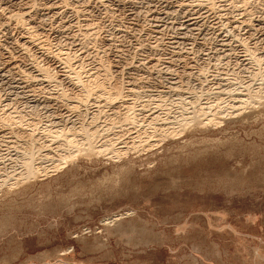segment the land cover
I'll list each match as a JSON object with an SVG mask.
<instances>
[{"label":"rangeland","instance_id":"1","mask_svg":"<svg viewBox=\"0 0 264 264\" xmlns=\"http://www.w3.org/2000/svg\"><path fill=\"white\" fill-rule=\"evenodd\" d=\"M202 2L208 1L65 0L71 8L64 15L51 21L34 16L38 36L47 34L52 52L71 51L78 61L66 69L71 74L62 65L56 68L57 81L33 79L20 89L14 74L3 76L0 117L7 104L27 114L23 136L0 125V264H264V6L243 15L230 0H217L210 12ZM34 3L40 9L60 0ZM187 8L196 28L186 31ZM249 21L254 22L248 26ZM87 36L92 40L83 45ZM32 49V58L50 65ZM104 61L112 72L118 67L109 79L100 73ZM72 69L82 72L84 82L97 78L107 90L121 80L134 81L140 94L123 100L135 106L138 125L120 119L111 124L114 115L104 97L90 96L86 108L79 104L84 101ZM247 88L259 92V99L234 113L237 95ZM62 92L69 97L46 102ZM72 104L78 111L67 113ZM209 104L212 109L198 118L206 122L219 104L223 110L215 126L181 125ZM151 112L169 132L171 127L180 132L161 131L163 140L144 145L141 139L152 132ZM93 115L92 128L100 136L92 150L79 135L80 149L64 152L58 148L62 138L41 139L37 148L28 139L32 121L65 128V119L87 123ZM30 148L49 157L38 161L42 166L36 162L43 173L24 178L19 156ZM69 153L74 158L57 164ZM114 218L120 222L112 223Z\"/></svg>","mask_w":264,"mask_h":264},{"label":"bare ground","instance_id":"2","mask_svg":"<svg viewBox=\"0 0 264 264\" xmlns=\"http://www.w3.org/2000/svg\"><path fill=\"white\" fill-rule=\"evenodd\" d=\"M34 1L35 0H0V85H2V83L4 82L3 81V76L5 75V74H8V73H11V74H14V77H13V80H15V83H16V85H17V87L20 89V88H22V85H30L29 84V82H31L32 83V80L34 79V80H40V81H42L43 80V82L45 81V82H54V81H57V79H58V74L56 75L55 73H53V71L56 69V68H58V67H60L61 65L63 66V70H64V72H68L69 73V70H66V69H71L73 66H74V61L76 60V62L78 61L77 60V58H75V56H73V55H76V54H73V55H69V52H71V51H69L68 53L65 51V53H63V51L62 52H59V51H57V52H55V53H53L52 52V50H51V48H50V42H48L49 41V39H48V41L46 40L47 38H46V36H47V34H46V36L44 37L45 38V40H44V38L42 39V38H39V36H38V34H37V32H36V23H35V21H33V20H35L36 19V16L37 17H39V18H42V17H44V16H48V18L49 17H52V18H55V16L57 17V15H59V14H65L66 13V6L68 5L69 7L71 6V5H69V4H65V5H63L64 3H65V0H60V4H49V3H46V5H44V3L42 4V5H44L43 7H41L40 9L37 7V3L35 4L34 3ZM49 1V0H48ZM62 1V2H61ZM190 1V0H189ZM194 1V0H193ZM206 1H208L206 4L205 3H203L202 2V4L204 5V6H202V7H204V9L203 10H205V11H207V12H210V11H212V10H215V4L217 3V0H206ZM225 1V0H224ZM252 0H230V2H233L234 3V5L235 4H238V5H240V6H238V7H242V12H243V15H244V13L246 14V15H248V14H250L249 12H251V11H254V10H261V9H263L262 7L264 6V0H253V2H251ZM40 2V1H39ZM57 2V1H56ZM68 2V1H67ZM96 2V1H95ZM220 2V1H219ZM51 3V2H50ZM198 3V2H197ZM34 4L36 5V6H34ZM193 4V3H192ZM191 4V5H192ZM196 3H194V5H195ZM39 5V4H38ZM191 5H190V7H191ZM73 6V5H72ZM196 6H199V5H196ZM201 6H199V7H201ZM236 7H237V5H235ZM36 7L38 8V9H36ZM182 7V6H181ZM180 7V8H181ZM247 7H248V9L249 10H247ZM71 8V7H70ZM74 8V7H73ZM186 8V7H185ZM193 8V7H192ZM196 8V7H195ZM243 8H246V9H243ZM77 9V8H76ZM199 9V8H198ZM197 9V10H198ZM201 9V8H200ZM74 11H76L75 10V8L73 9ZM202 10V9H201ZM72 11V10H71ZM183 11H185L186 13H188L189 12V18H188V20H186V22L184 23V29H186V31L188 30V29H191V28H196V23H194V19H193V16H192V13H194V12H192L191 13V10L189 9V8H187V10H183ZM182 11V12H183ZM195 11V10H194ZM76 12H78V11H76ZM199 12V11H198ZM34 13V14H33ZM75 13V12H74ZM79 13V12H78ZM70 14V13H69ZM77 14V13H76ZM251 14H252V12H251ZM250 14V15H251ZM67 15V14H66ZM65 15V16H66ZM83 15V14H82ZM85 15H87V14H85ZM186 15V14H185ZM34 16H35V19H34ZM75 16H78V14L77 15H75ZM69 17V16H68ZM85 17H87V16H85ZM187 17V16H186ZM197 17V16H196ZM47 18V17H46ZM76 18V17H75ZM82 18H84V17H82ZM157 18V17H156ZM43 19V18H42ZM45 19V18H44ZM43 19V21H45ZM50 19V18H49ZM48 19V20H49ZM62 19V18H61ZM77 19H78V17H77ZM186 19V18H185ZM40 20V19H39ZM81 21H82V19H80ZM87 20V19H86ZM194 20V21H193ZM37 21H38V19H37ZM50 21H51V19H50ZM76 21H79V20H76ZM75 21V22H76ZM91 21V20H90ZM64 22V21H63ZM93 22V21H92ZM197 22V21H196ZM252 22H254V21H252ZM251 21H249L248 23H247V25L248 26H250V25H252L251 23H252ZM58 23H59V21H58ZM62 23V22H61ZM45 24V23H44ZM79 24V23H78ZM87 24V23H86ZM40 25V24H39ZM59 25V24H58ZM74 25H76V24H74ZM73 25V26H74ZM80 25H84V24H82V22H81V24ZM79 25V26H80ZM95 25V24H94ZM41 26V25H40ZM39 26V27H40ZM56 26V25H55ZM61 26V25H60ZM70 26H72L71 24H70ZM72 26V27H73ZM78 26V27H79ZM85 26V25H84ZM91 26H93V25H91ZM42 27H43V25H42ZM62 27V26H61ZM65 27H68V25L66 26H64V28ZM76 27V26H75ZM80 27H82V26H80ZM87 27V26H86ZM85 27V28H86ZM95 27V26H94ZM71 27H69L68 29H70ZM77 28V27H76ZM87 28H89V27H87ZM87 28L85 29V31L87 30ZM92 28V27H91ZM53 29V28H52ZM52 29H51V31H52ZM57 29H59V27L57 28ZM80 29V28H79ZM102 29V28H101ZM41 30V29H40ZM64 30V29H63ZM67 30V29H66ZM65 30V31H66ZM49 31V30H48ZM90 31V30H89ZM92 31V30H91ZM93 31H94V29H93ZM97 31V30H96ZM157 31V30H156ZM180 31V30H179ZM45 32V31H44ZM183 32V31H182ZM185 32V31H184ZM90 33V32H89ZM88 33V34H89ZM92 33V32H91ZM95 33V32H94ZM42 34V33H41ZM73 34V33H72ZM79 34H82V30H81V33H80V30H79ZM44 35V34H43ZM42 35V36H43ZM87 35V34H86ZM48 36H49V34H48ZM74 36V35H73ZM84 36V35H83ZM89 36H90V34H89ZM89 36H87V37H84V44L83 45H86L85 43H88L90 40H92L91 38H90V40H88V42H87V39H85V38H88ZM96 36V35H95ZM66 37V36H65ZM2 38H4V40H1ZM79 38V37H78ZM94 38V37H93ZM95 38H97V36L95 37ZM73 39H75V38H73ZM77 39V38H76ZM81 42H83V41H81ZM91 42V41H90ZM94 42V41H93ZM92 42V43H93ZM96 42V41H95ZM99 42V41H98ZM107 42V41H106ZM52 43V42H51ZM75 43H77V41L75 42ZM95 44V43H94ZM93 44V45H94ZM107 44V43H106ZM57 45V44H56ZM80 45H81V43H80ZM90 45V44H89ZM92 45V46H93ZM88 46V45H87ZM87 46H86V48H87ZM95 46V45H94ZM6 47V48H5ZM52 47V46H51ZM61 47V46H60ZM81 47V46H80ZM83 47H85V46H83ZM30 48L32 49V48H35V49H37V50H40L41 52H40V54L42 55V56H44L45 58H47V59H49L48 61H49V63L48 64H50V65H41V63H40V61L38 62V59H36V58H32L31 56L32 55H30V53H29V50H30ZM50 48V49H49ZM63 48V47H62ZM95 48V47H94ZM55 49V48H54ZM79 49V48H78ZM77 49V50H78ZM33 50V49H32ZM56 50V49H55ZM54 50V51H55ZM57 50H58V47H57ZM76 50V51H77ZM83 50H84V48H83ZM83 50L81 49V51L83 52ZM96 50V49H95ZM31 51V50H30ZM34 51V50H33ZM75 51V52H76ZM80 51V50H79ZM85 52H86V50H84ZM32 52V51H31ZM33 53V52H32ZM36 53V52H35ZM38 53V52H37ZM77 53V52H76ZM85 54V53H84ZM107 54V53H106ZM181 54V53H180ZM37 55V54H36ZM35 55V56H36ZM41 56V57H42ZM80 56V55H79ZM81 57V56H80ZM85 57V56H84ZM254 57H255V55H254ZM38 58H39V56H38ZM44 58V59H45ZM79 58V57H78ZM95 58V57H94ZM107 60L109 59V58H106ZM255 59H257V58H255ZM39 60H41V59H39ZM82 60H84V58L82 59ZM81 60V61H82ZM261 60V58H259V59H257L256 61L257 62H261L260 61ZM100 61V60H99ZM102 61V60H101ZM255 61V62H256ZM20 62L22 63V66L20 65ZM47 62V61H46ZM80 62V61H79ZM78 62V63H79ZM105 62V61H104ZM43 63V62H42ZM100 64H101V62H99ZM107 63H109L110 64V62H107ZM119 63V62H118ZM80 64H82V63H80ZM99 64V65H100ZM111 64H113V63H111ZM120 64V63H119ZM257 64V63H256ZM259 65V64H258ZM83 66V65H82ZM81 66V67H82ZM103 66V68H102V72H100V73H103L104 74V77L106 78V79H109V78H111V75L112 74H116V72L118 71V67L116 68V71L115 72H112V70H111V68H112V65H111V67H110V65H107L106 64V62H105V64L104 65H102ZM260 68V67H259ZM97 69H99V68H97ZM122 69V68H121ZM124 69V68H123ZM122 69V70H123ZM125 70V69H124ZM156 70V69H155ZM57 71V70H56ZM72 71H73V73L75 72V75L74 76H76L77 78H76V80L78 79V81H79V84H80V87L79 88H81V90H80V92H78V93H80V96H81V98L82 99H80V101H84V102H80L79 104H82V105H85V108H86V104H84L85 103V101H87L88 100V98L91 96L92 97V95H96L97 97H100V98H102V97H104L103 98V100H104V104H105V107H107L108 109H109V111L111 112V113H113V115H114V118L112 119V120H110V122H112L111 124H114V123H116L115 121H117V120H119L120 119V121L122 120V121H125V122H130L129 124H136L137 123V125H138V114H137V110L135 109V106H133V104H132V102L130 103V102H128V101H126V100H123V99H125L127 96H131V95H133V96H138L137 94H140L139 93V91H137L136 90V83L133 81L132 82V80H131V82H129L128 83V85L126 86V85H124V83L122 84V80H121V83L120 82H117V84H116V86L114 87V88H111L110 90H107V88H105V83H103V82H99L98 81V79L96 80L95 78H93V79H91V77H94L95 75H91L90 77H88V78H90L91 80H88L87 79V81L86 82H84V81H82L79 77H81L80 76V73H82L81 71H78L77 69L75 70V69H72ZM128 71V74L130 73V70L128 69L127 70ZM126 71V72H127ZM55 72V71H54ZM63 72V71H62ZM121 72V71H120ZM150 72H152V71H150ZM67 73V74H68ZM123 73V72H122ZM10 74V75H11ZM56 76H55V75ZM69 74H71V73H69ZM68 74V75H69ZM60 75V74H59ZM67 75V76H68ZM187 75H189V74H187ZM60 76H64V75H60ZM73 76V77H74ZM100 76V75H99ZM95 77H97V76H95ZM65 79H66V77H64ZM68 78V77H67ZM69 78H70V75H69ZM77 81V82H78ZM118 81V80H117ZM254 81V80H253ZM41 83V82H40ZM178 85V84H177ZM24 87H26V86H24ZM171 91H172V89H170ZM216 90V89H215ZM221 90V89H220ZM163 91V90H162ZM164 92V91H163ZM176 92V91H175ZM223 92V91H222ZM246 92L247 93H243V95H237L238 97H236V98H238V100L236 101V102H234L235 104H234V106H238L236 109L233 107V109H235V111H234V113L235 112H238L239 110H240V107L242 106L243 107V105L244 104H251V102L252 101H256V99L258 98L259 99V92H257V91H253L252 89H250V88H247L246 89ZM161 93V92H160ZM167 93V92H166ZM235 93V92H234ZM242 93V92H241ZM218 94V93H217ZM240 94V93H239ZM195 95V94H194ZM216 96V95H215ZM44 97H46V96H44ZM67 97H69V95H67V94H65L64 92H62V93H60V94H57V96L56 97H49V98H45V99H47L46 100V102L47 103H52V102H54V101H56V102H58L59 101V99H61V101H63V98L65 99V98H67ZM76 97V96H75ZM217 97V96H216ZM261 98V97H260ZM180 99V98H179ZM263 99V98H262ZM119 100V101H118ZM196 100V99H195ZM261 100V99H260ZM76 101V100H75ZM79 101V100H78ZM0 102H1V98H0ZM182 102V101H181ZM193 102V101H192ZM215 102V101H214ZM2 103V102H1ZM61 103V102H60ZM87 103V102H86ZM180 103V102H179ZM195 103V102H194ZM3 104V103H2ZM39 104V103H38ZM42 104H44V103H42ZM64 104H66V103H64ZM78 104V103H77ZM77 104L76 105H74V104H72V106L70 105V107H68V109H67V113H71L72 111L74 112V111H78V107H79V105L77 106ZM172 104V103H171ZM176 104V103H175ZM192 104V103H191ZM253 104H254V102H253ZM40 105H41V103H40ZM190 105V104H189ZM219 105V104H218ZM216 106V111H215V113L214 114H212L211 116L212 117H209V118H206L207 120H206V122H204L203 120V122L205 123V125H213L214 124V126H215V123H218L219 121H218V119H220L217 115H222L221 113H222V110H223V108L221 107V105H219V106ZM9 105L7 104V105H5L4 107H3V114L1 115V117H0V125L2 126V127H4L5 129L6 128H8L9 130H11L10 132H13L14 133V131H16V130H18V133L16 134L17 136H20L19 134H22V136L23 135H25V125H24V123H25V121H24V118L26 117V116H24L25 115V113H24V111H17V110H15V109H13V111L11 110V109H8L7 107H8ZM142 106H146V105H142ZM181 106V105H180ZM196 106V105H195ZM246 106V105H245ZM2 107V106H1ZM81 107V106H80ZM84 107V106H83ZM185 107V106H184ZM197 107V106H196ZM212 107H213V105H206L205 107H203V108H201V109H198V110H196L197 112L193 115L194 117L195 116H197L196 118H193V117H191V121L190 120H188V121H190V122H188V121H186V120H182V123H181V125H183V127H188V125H189V123H191V122H193L192 124L193 125H195V124H204L203 122L201 123V119H199L200 117L199 116H202V114H204L205 115V113H206V111L208 112V111H210L211 109H212ZM147 108H149V107H147ZM183 107H181V109H182ZM199 108V107H198ZM81 109V108H80ZM102 109V108H101ZM104 109V108H103ZM123 109V110H122ZM184 109V108H183ZM197 109V108H196ZM242 109V108H241ZM2 110H1V112H2ZM82 110V109H81ZM99 110V109H98ZM145 110V109H144ZM147 110V109H146ZM140 112H145V111H143V110H139ZM138 111V112H139ZM72 112V113H73ZM80 112L81 111H79L77 114L79 115L80 114ZM84 112V111H83ZM83 112H82V114H83ZM154 112V111H153ZM241 112V111H240ZM29 113V112H28ZM31 113V112H30ZM99 113H100V111H99ZM109 113V112H108ZM120 113H123V114H121L120 115ZM142 113V114H143ZM152 113V112H151ZM27 114V113H26ZM32 114V113H31ZM66 114V113H65ZM95 114V113H94ZM141 114V113H140ZM225 114V113H224ZM233 114V113H232ZM105 115V114H104ZM118 115H120V116H118ZM163 115V114H162ZM31 116V115H30ZM80 116V115H79ZM118 116V117H117ZM141 116V115H140ZM187 116V115H186ZM68 117V116H67ZM97 117V116H96ZM96 117L93 115V118L91 119V121L90 122H87V123H85L84 121H82V120H80V119H77V120H75L74 118V120L73 121H71V119H65V121L67 120V122H66V124H67V126L64 128V126H63V128H59V127H57V126H53V125H49V124H45V123H43V126H40L41 124L39 123V122H36V121H29V122H31V125L30 124H28V125H30L29 126V131H28V133H30V137L28 138V139H30V141H28V142H30L31 143V145H33V146H35L34 144L37 142V141H40L41 139H46V140H54V142H56L55 141V139H58V138H62V140L60 141V143H59V146H58V148H60V150H62L63 152H64V150L65 149H67V148H76L77 146H78V140H77V136L76 135H79V136H81L86 142H88V148H87V150L88 149H91V147H93V144H92V142L95 140V139H98L99 138V136H100V134H99V131L100 130H98V129H93L92 128V126L93 125H95L94 123V119H96ZM113 117V116H112ZM147 117H149L150 118V123H149V126L150 125H152V132H150V133H148V135L149 136H147L146 138H144V139H141V138H139V139H141L142 141H143V143H144V145H150L151 143H150V140L152 139V138H158V137H160V139H162L161 137L164 135L161 131H165V134L167 133L168 135H176V134H178L180 131H179V128H177V130L179 131H177L176 132V134H175V132H173L174 130V128L175 127H171V131L169 132V127L167 126V125H163V123H162V121H161V123L162 124H158L157 122H158V118H159V116L158 115H156V114H153L152 113V115H150V116H147ZM199 117V118H198ZM79 118H81V117H79ZM83 118V117H82ZM34 119H37V118H34ZM183 119V118H182ZM187 119V118H186ZM32 120V119H31ZM178 122H179V120H177ZM218 121V122H217ZM222 121V120H221ZM167 122V121H166ZM181 122V121H180ZM120 123V122H119ZM118 123V124H119ZM168 123V122H167ZM166 123V124H167ZM220 123H222V122H220ZM219 123V124H220ZM65 124V123H64ZM132 124V125H133ZM164 124H165V121H164ZM218 124V125H219ZM117 125V124H116ZM141 125V124H140ZM147 126V125H146ZM166 126L168 127V129H166ZM172 126H173V123H172ZM178 126H180V123H179V125ZM56 127L58 128V129H56ZM108 127V126H107ZM111 127V126H110ZM121 127V126H120ZM95 128V127H94ZM96 128H98V127H96ZM124 128V127H123ZM180 128H182V127H180ZM27 129H28V127H27ZM117 129V128H116ZM185 129V128H184ZM109 130H111V129H109ZM108 130V131H109ZM176 130V129H175ZM5 131V130H4ZM7 133V132H6ZM102 134V133H101ZM105 134V133H104ZM141 134V133H140ZM103 135V134H102ZM145 135V134H144ZM139 137V136H138ZM23 138V137H22ZM17 139V138H16ZM21 139V138H20ZM79 139V138H78ZM160 139H153V141L156 143V142H158V141H160ZM140 140V141H141ZM163 140V139H162ZM59 141V140H58ZM82 141V140H81ZM108 141V140H107ZM141 141V142H142ZM50 142V141H49ZM52 142V141H51ZM50 142V143H51ZM54 142H52L51 144H53ZM27 142L25 141V143L24 144H26ZM80 143V142H79ZM140 143V142H139ZM155 143H153V144H155ZM37 144V143H36ZM39 144V143H38ZM37 144V145H38ZM43 144V143H42ZM47 144H49V143H47ZM82 144V143H81ZM106 144V143H105ZM112 143H109V145H111ZM134 144V143H133ZM153 144H151V146L153 145ZM21 145V144H20ZM27 145H29V144H27ZM31 145H29L30 147H31ZM50 145V144H49ZM107 145V144H106ZM139 145H141V144H139ZM144 145H143V147H144ZM45 146V145H44ZM56 146V145H55ZM82 146V145H81ZM87 146V145H86ZM85 146V147H86ZM103 147V146H102ZM142 147V146H141ZM140 147V148H141ZM32 148V147H31ZM30 148V149H31ZM35 148H37V146H35ZM78 148V147H77ZM84 148V147H83ZM25 149H27L26 147H25ZM25 149H22V156H19L20 157V159H19V157H18V159H19V161H20V163H21V165H22V167L25 169V172H26V175H24V176H22V173H21V171H20V173H21V176L22 177H24L25 178V176L26 177H28V178H30V177H33V176H35V175H37V174H39L40 172H42L43 173V171H42V169L39 167V166H36V162L37 163H39V162H41L40 160H44L45 158H47V157H49L48 155H47V157L44 155V156H39L38 157V155L40 154V151H42L41 150V148H40V150H39V152H37L38 150H36V152H34L35 150H34V148H33V150L31 149V150H28V151H25ZM43 149V148H42ZM80 149V147L78 148V150ZM101 149V148H100ZM58 150V149H57ZM56 150V151H57ZM60 150H59V152H60ZM73 150V149H72ZM72 150H67L68 152L70 151L71 153H72ZM78 150H76L75 151V154H76V156L79 154H77L76 152H78ZM92 150V149H91ZM103 151H104V148L102 149ZM21 151V150H20ZM74 151V150H73ZM94 151H95V149H94ZM102 151V152H103ZM125 151V150H124ZM119 153H121L120 151H118ZM118 152L116 151V153L118 154ZM123 152V151H122ZM126 152H128V150L127 151H125V153ZM39 153V154H38ZM62 153V152H61ZM99 153H100V151H99ZM115 153V154H116ZM49 154V153H48ZM74 154V153H73ZM114 154V153H113ZM61 155V154H60ZM119 156H120V154H118ZM118 155H116L117 156V158H118ZM122 155H124V154H122ZM62 156V155H61ZM67 156V155H66ZM64 156V157H60L59 159L60 160H58V162H57V164H59V165H64V164H66L67 163V161H65L64 159H69L70 160V158H74L73 157V155H71L70 156V153H69V156ZM38 158V159H37ZM15 159H17L16 157H15ZM14 159V160H15ZM17 159V160H18ZM50 159V158H49ZM55 160V159H54ZM16 161V160H15ZM39 161V162H38ZM47 161V160H46ZM61 161V162H60ZM44 162H45V160H44ZM55 162H56V160H55ZM60 162V163H59ZM42 163V162H41ZM40 164V163H39ZM38 165V164H37ZM59 165H54L53 164V166H55V168H58V166ZM20 166V165H19ZM40 166H42L41 164H40ZM20 168V167H19ZM22 168V169H23ZM60 168V167H59ZM58 168V169H59ZM49 169V168H48ZM44 170V169H43ZM19 171V170H18ZM23 171V170H22ZM24 173V172H23ZM42 173H41V175H42ZM18 174H19V172H18ZM25 174V173H24ZM18 176V175H17ZM20 176V175H19ZM20 176V177H21ZM8 177H14L15 178V176H8ZM20 177L18 178L17 177V179H16V181L18 180V179H20ZM21 177V178H22ZM36 177V176H35ZM10 178V179H11ZM14 178H12V180L14 179ZM27 178V179H28ZM34 178V177H33ZM7 179V178H6ZM29 180V179H28ZM6 181V180H5ZM14 181V180H13ZM13 184V183H12ZM11 184V185H12ZM14 186V185H13ZM1 188V187H0ZM114 219H116V218H114ZM118 222H120V220H118V219H116V220H114V221H112V223H118Z\"/></svg>","mask_w":264,"mask_h":264}]
</instances>
